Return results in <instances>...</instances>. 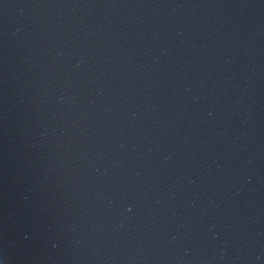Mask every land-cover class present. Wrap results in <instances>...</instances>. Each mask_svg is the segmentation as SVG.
<instances>
[{"label": "water", "instance_id": "95a60500", "mask_svg": "<svg viewBox=\"0 0 264 264\" xmlns=\"http://www.w3.org/2000/svg\"><path fill=\"white\" fill-rule=\"evenodd\" d=\"M5 72L13 221L81 204L87 218L88 158L127 165L172 118L169 134L188 138L176 199L140 231L86 226L74 264H264V0H0V112ZM209 89L220 111L189 127L180 106L198 121L201 106L185 101ZM249 159L253 182L235 196L230 170ZM179 225L181 239L163 243Z\"/></svg>", "mask_w": 264, "mask_h": 264}, {"label": "clouds", "instance_id": "9594fccd", "mask_svg": "<svg viewBox=\"0 0 264 264\" xmlns=\"http://www.w3.org/2000/svg\"><path fill=\"white\" fill-rule=\"evenodd\" d=\"M182 7L175 5L173 10ZM185 32L179 24L175 27V37L181 38L179 45L183 46ZM195 47V45H192ZM162 55L166 52H162ZM63 55V53H57ZM69 55H73L69 53ZM85 61L83 57L76 59L73 65L79 69ZM225 64L231 63L229 59L224 60ZM195 80V77H193ZM5 94L3 97V110L0 112V125H2V143H0V264H11L12 260L18 264H57L64 261L66 264L82 259L70 252L73 245H79L82 241L91 239L89 233L84 231L86 226H91L96 231L107 232L108 227L113 231L132 227L139 222L140 228L148 224H154L158 216H162L167 205H171L176 199L177 187L184 184L182 173L186 174L185 169L177 166L180 156L177 154L184 152L188 155L186 147L188 138L181 135L179 126L175 132L170 133L169 124L173 123L172 118L160 125L157 134L153 135L149 130L144 137V150L138 155L132 156L128 164L125 165L124 158L119 162H113L110 166H105L99 160L88 158L91 167L85 177V183L81 185L86 189L83 199L87 202V218L81 204L75 211L71 208H54L52 214L39 216H24L13 221V210L10 203L9 183H8V131H7V75L3 76ZM203 83V81H201ZM184 92L192 93V84H186ZM173 94H177V89H173ZM212 94L211 89L201 95L190 94L185 103L200 105L201 119L193 121L188 114V108L182 104L177 115H182L189 127H195L205 123H211L218 111L216 104L219 96L214 101H209ZM207 102V103H205ZM136 112L132 115L135 117ZM247 121H241L246 123ZM157 119L156 124H159ZM155 127V125L153 126ZM219 134V133H217ZM123 146V145H121ZM136 151V147H133ZM155 153L153 156L152 154ZM176 156V160L173 157ZM251 160H242L237 167L230 170L232 186L235 188L233 195L239 196L245 184L253 182L255 171L249 169ZM219 165L217 168L219 169ZM117 169H125L117 171ZM211 171V169H209ZM188 184H196L195 179L189 177ZM171 192V196L167 194ZM215 195V192H213ZM167 200V205L165 204ZM99 202V203H98ZM211 202V201H210ZM67 203V202H65ZM191 206L195 201L189 202ZM127 206V207H126ZM47 208V205L44 206ZM62 207V206H61ZM136 208L134 215H129L132 209ZM206 211V210H205ZM105 218L106 221H105ZM107 223V227H97V224ZM179 225L173 234L163 243L173 244L181 239ZM167 234V231L166 233ZM219 234L214 233L213 239ZM111 239V236H108ZM186 245L188 242L183 241ZM19 245L25 249L24 255H17L13 250V245ZM189 249L185 247L187 255ZM42 253V254H41ZM107 259V257H105Z\"/></svg>", "mask_w": 264, "mask_h": 264}]
</instances>
